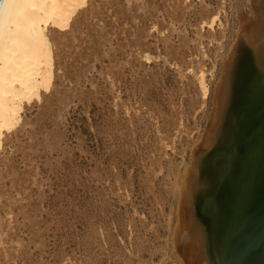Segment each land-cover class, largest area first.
<instances>
[{
	"label": "rangeland",
	"instance_id": "1",
	"mask_svg": "<svg viewBox=\"0 0 264 264\" xmlns=\"http://www.w3.org/2000/svg\"><path fill=\"white\" fill-rule=\"evenodd\" d=\"M258 22L264 0H90L70 28L51 29L53 84L25 105L1 148L0 264H190V222L213 239L238 233L257 211L244 205L259 196L255 177L264 180V145L251 142L264 134L254 125L264 77L247 33ZM245 52L262 97L238 117L240 147L208 144L222 80ZM245 149L251 189L234 211L224 201L218 235L212 216L234 178L235 150ZM212 159L218 184L197 196L191 179ZM216 245L219 256L206 249L198 264H224L225 244Z\"/></svg>",
	"mask_w": 264,
	"mask_h": 264
},
{
	"label": "bare ground",
	"instance_id": "2",
	"mask_svg": "<svg viewBox=\"0 0 264 264\" xmlns=\"http://www.w3.org/2000/svg\"><path fill=\"white\" fill-rule=\"evenodd\" d=\"M89 2L90 0L2 1L0 6V153L3 146L5 132L14 128L22 120L25 105L32 102L35 98H41L43 91H48L53 84L55 59L49 31L51 29L64 30L70 28L79 10L86 7ZM216 18L217 16H214L210 24H213ZM263 24L264 23L260 22L256 23L247 33L248 41L250 43V56L254 60V64L262 70V75L264 77ZM247 55L248 52H245V57L240 65H236L237 60H234V64L231 62L234 66L233 68L231 67L232 69L228 72V75H226V77L224 76L222 80V85L218 90L215 103L217 105L214 118L215 121L214 123L212 122V126H210L211 133L209 138H207L210 142H206L208 144L211 143L212 145L213 143H220L222 146L230 144V146L235 149L240 147V145H238L240 142L237 137L240 136V130L243 127V125L241 126V122L243 121H240V118L238 117L242 116V118L246 119L245 112L250 111L251 107L256 105L258 99L262 97L260 95L258 96L257 93V85L259 83L257 81L254 82L252 77L250 80L249 74L252 73L251 70L253 66L244 62ZM228 66H230V64ZM205 78V73H200V86L204 95H207L209 87ZM251 84L254 86V93L243 97V87ZM236 120L239 124L235 123ZM255 131H253V133ZM263 137L259 132L254 133L251 142L264 145ZM235 152L238 155L233 157L235 163H232L233 167L231 165L235 170L234 178L225 188L226 194L220 204H218V207H216L217 210L214 212L215 215L212 216L215 219L214 226L216 227L215 231H217L218 235H220L222 231L221 227L223 225V219L227 217V211H224V208L222 209L224 201L226 202L229 200L228 207H231L234 211L236 196L242 195L244 188H246V192L249 188L251 189V184L242 181L246 175L245 167L251 161V150L245 149V152L243 150L241 154L240 151L237 152V150H235ZM203 161L199 162L200 167L204 169L207 168L208 170L202 172L200 178L195 176L197 179H191L192 182L190 189H193V193L197 196L200 194L204 195L218 184L214 168L210 169L209 167L215 165V160L212 159L210 164L203 163ZM194 167L197 168V166ZM254 182L258 186L261 185L256 178ZM257 189L259 188L253 185L251 192L252 196ZM246 192L244 193L245 195ZM263 200L264 199L258 200L259 202H257V205L254 203L256 200L253 201V199L244 204L246 206V211L249 209L252 210L258 205H260V208L257 209L255 214H252L247 218L245 223L240 226L241 229L238 233H236L237 229L230 228L225 233L227 239H213L210 235L211 233L207 231L204 233L203 228L197 223L190 222L191 224H188L189 226L184 225L186 229V238L193 240L196 239L194 241L191 240L190 242L192 243L188 246V253L191 252L195 255V257L193 256L194 258L190 259L192 260L190 264H198L200 257L207 250L217 258L219 256L217 255L219 250L217 251L216 244L220 241L225 244L227 249L226 253H232L233 250L237 252L236 249L239 246V238L244 233L250 221L259 215L258 212H262L264 207ZM189 207L186 210L190 209ZM233 211L231 212L228 221L232 219ZM184 214H186V212ZM183 217L186 218L184 215ZM185 232L183 231V233ZM261 232L263 234L257 243L264 239V228ZM186 246L187 245H185V247ZM181 247L184 246L182 245ZM257 250L259 249L255 248L257 253L248 264H264V249ZM232 257V260L238 261V259L242 258V255L237 252V254H233ZM202 261L204 262L203 258ZM205 262H207V260H205Z\"/></svg>",
	"mask_w": 264,
	"mask_h": 264
},
{
	"label": "water",
	"instance_id": "3",
	"mask_svg": "<svg viewBox=\"0 0 264 264\" xmlns=\"http://www.w3.org/2000/svg\"><path fill=\"white\" fill-rule=\"evenodd\" d=\"M2 1L3 0H0V6H1ZM257 123L259 125H262V127H264V107L262 110H260V114L256 117V119L254 121V125ZM250 132H251V134L253 133L251 130H250ZM261 155L258 154L257 158L259 159ZM262 170H263L262 173L264 174V167L262 168ZM257 181H259V180L257 179ZM259 183L261 184L259 186V187H261V189L259 191V196L257 198H258V200H262V199H264V180L260 181ZM257 198H256V201L254 202V203H256V205H257V202H259L257 200ZM262 202H264V200ZM259 208H260V205H258L255 209L257 210ZM263 209H264V207H263ZM263 209H262V212H258L259 215L257 214L258 216L256 218H254L250 221V223L247 225L244 233L239 238V240H240L239 246L236 250L238 253H241L242 258L238 259V261L232 260V258H233L232 255L235 253L237 254V252L233 250L232 253L230 252L228 254L225 252V249H226V246H225L224 251H223L224 264H227V263L228 264H236V263L248 264L249 261L252 260L255 256V254L257 253L255 251V248H257L259 250L264 249V239H262L261 242L257 243L259 241V238L263 234L261 232L262 229L264 228V210ZM259 250H257V251H259ZM229 259H230V262H229ZM225 262H227V263H225Z\"/></svg>",
	"mask_w": 264,
	"mask_h": 264
}]
</instances>
